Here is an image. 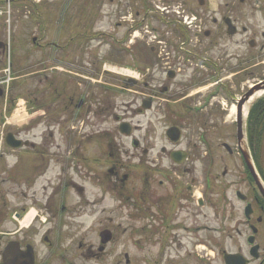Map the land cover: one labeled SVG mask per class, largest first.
Segmentation results:
<instances>
[{
    "label": "flooded vegetation",
    "instance_id": "flooded-vegetation-1",
    "mask_svg": "<svg viewBox=\"0 0 264 264\" xmlns=\"http://www.w3.org/2000/svg\"><path fill=\"white\" fill-rule=\"evenodd\" d=\"M163 4L171 12L159 14ZM81 5L35 43L48 56L17 77L29 76L18 93L0 86V264L102 259L117 239L107 202L143 221L151 246L114 264H264V91L242 113L264 82V0ZM20 100L30 119L16 126ZM147 113H162L181 139L195 132L172 149L178 163L163 147L170 166L134 176L132 118ZM123 121L130 136L117 130Z\"/></svg>",
    "mask_w": 264,
    "mask_h": 264
},
{
    "label": "rangeland",
    "instance_id": "rangeland-1",
    "mask_svg": "<svg viewBox=\"0 0 264 264\" xmlns=\"http://www.w3.org/2000/svg\"><path fill=\"white\" fill-rule=\"evenodd\" d=\"M73 1L42 0L38 6H33L30 3V0H11L10 9L6 10L7 14L2 17L0 16V42L6 44V49L0 50V80L2 78H11L24 72L26 73L29 70L39 68L32 66L30 69L20 71L23 64L27 63V65H30L33 61L35 62V60H38L40 57L48 56V54L45 53L41 54V51L43 52L42 49H38V47L34 48L35 46L32 47V38H36L35 40L37 42H48L53 28V17L59 15L64 10L69 11L72 8V5L75 7L77 5V12L83 10L82 5L80 6L82 0ZM93 5L94 11L98 13V7L96 4ZM1 6L2 3H0V7ZM36 12H38V15ZM35 17H39V20H41V24L39 26H37V22L39 21ZM59 21L61 24H64L63 18ZM42 33H45L44 38H41ZM25 59L28 61L25 62ZM108 63L109 62H107V64ZM107 74L106 83L114 84V74H109L108 72ZM17 91L18 87L16 89V93ZM122 100V98H119V103ZM20 107L21 108H19L16 112H13V116L11 118L12 122H21L22 119L24 121L28 116L25 113L22 102L20 103ZM132 121L141 126L135 134L140 139L142 146L141 149H146L145 153L141 152V149L137 150L138 158H135V160L132 161V164H135L134 169H132L134 176L149 171V169L155 165L158 167L161 166L162 168L170 166L169 160L164 155L166 154V151L178 149L179 147L184 146L185 136L193 135L195 132V130L193 131V128L186 129V132L182 135L181 141L173 144L165 135V131L169 127V121L165 119L162 113L135 115L132 118ZM114 126L116 127L111 117L107 120L105 127L110 129ZM123 140L125 145L130 148L129 141L127 139ZM163 147L166 149L165 153L161 151ZM130 149L133 151L132 148ZM106 209V214L109 216L111 215L108 212L113 210L111 217L113 218V223L115 224L117 239L113 243V247H111L108 254L99 260L91 259L89 264H114L117 260H120L123 263V253L126 252L129 256H138L142 255L141 250L151 248L145 239L146 231L140 230L141 227L143 229L145 227V223L143 221H134L133 218H129L126 215L129 212L127 208L118 209L115 205L113 206L111 202L106 203ZM96 228L97 227L90 222L91 234L94 233Z\"/></svg>",
    "mask_w": 264,
    "mask_h": 264
},
{
    "label": "water",
    "instance_id": "water-1",
    "mask_svg": "<svg viewBox=\"0 0 264 264\" xmlns=\"http://www.w3.org/2000/svg\"><path fill=\"white\" fill-rule=\"evenodd\" d=\"M1 46V45H0ZM129 126V124H127V123H122L120 126H119V130L122 132V133H129V131L128 130H125V128L126 127H128ZM167 135H168V137L171 139V140H174V141H176L178 138H179V131H178V129H176V128H169L168 130H167ZM173 156H175V158H179V154H178V152H176ZM104 236H105V241H107L108 240V238H109V236H108V234H107V232H105L104 233Z\"/></svg>",
    "mask_w": 264,
    "mask_h": 264
},
{
    "label": "bare ground",
    "instance_id": "bare-ground-1",
    "mask_svg": "<svg viewBox=\"0 0 264 264\" xmlns=\"http://www.w3.org/2000/svg\"><path fill=\"white\" fill-rule=\"evenodd\" d=\"M107 69H109L110 71H115V68L112 67V66H107ZM262 93L263 92L261 90L255 91V93L250 97L249 101L246 104L243 105V108H242V113L243 114L247 111V109L249 107V103L252 100L256 99L257 97L261 96ZM231 113H232V116L235 115V106L232 107ZM33 214H34L33 211L29 212V214L26 217V221H29L32 218Z\"/></svg>",
    "mask_w": 264,
    "mask_h": 264
}]
</instances>
